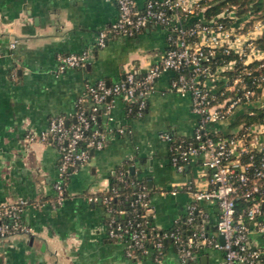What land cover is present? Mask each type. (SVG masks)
<instances>
[{"label":"crops","instance_id":"crops-1","mask_svg":"<svg viewBox=\"0 0 264 264\" xmlns=\"http://www.w3.org/2000/svg\"><path fill=\"white\" fill-rule=\"evenodd\" d=\"M133 1L140 10L147 0ZM117 16L115 0H0V203L44 202L23 213L29 233L0 239V264H180L171 244L164 247L159 263L150 256L127 258L123 244L106 237L104 205L99 199L89 200L106 192L110 176L127 165L147 181L152 224L166 230L185 217L191 202L188 185L209 186L210 172L201 158L177 171L170 164L168 144L159 137L170 132L188 139L197 122L189 97L170 88L172 72L155 81L141 117L128 114L122 97L111 98L100 124L113 132L105 147L92 151L69 177L60 205L52 204L58 151L51 143L27 140L28 134L46 129L52 117L73 122L76 100L87 84L117 82L128 71L141 75L162 58L174 18L167 25L148 22L131 37L112 36L83 67L58 69V56L93 50L97 33ZM219 85L208 82L212 90ZM248 107L239 105L212 124V131L222 136L235 132L234 121ZM173 188L175 194H160ZM199 207L208 217L207 229L214 230L217 204L202 201ZM251 239L264 246L259 235L253 233ZM221 258L219 250L203 248L187 264H219Z\"/></svg>","mask_w":264,"mask_h":264},{"label":"built area","instance_id":"built-area-1","mask_svg":"<svg viewBox=\"0 0 264 264\" xmlns=\"http://www.w3.org/2000/svg\"><path fill=\"white\" fill-rule=\"evenodd\" d=\"M201 1L147 0L138 10L133 0H115L117 19L97 33L93 50L58 56V69L83 67L94 57V50L104 48L112 36L131 37L148 22L167 25L174 18L175 23H179L169 28L164 55L141 75L128 71L117 82L98 80L87 84L76 100L73 122L64 116L52 117L46 129L38 134H28L27 140L51 143L58 151V178L53 184L55 197L52 204L60 205L65 198L69 177L89 160L92 151L105 147L113 132L109 127L100 126L101 115H108L111 98L122 97L127 103L128 114L141 117L155 81L172 72L170 88L189 97L190 110L197 116V122L188 139L175 137L170 132H161L159 137L168 144L170 164L177 171H182L191 160L201 158L210 172L207 188L187 187L191 202L186 207L184 219L191 223L194 214L199 212L204 222L186 233L178 222L166 230L153 225L148 241L144 217L149 215L150 220L153 218L149 192L144 186H139L135 199L130 202L132 211L125 220L119 221L112 216L113 208L110 206L119 196L114 188L101 199L96 196L89 198L92 201L99 199L107 217L110 215L104 225L106 237L122 243L125 256L134 260L150 256L159 263L164 242L169 241L177 251L180 264H187L203 248L219 250L222 253L219 264H264V246L251 239L255 233L264 242V119L259 123L240 124L239 130L229 136L218 135L211 129L212 124L229 117L239 105H251L260 100L257 90L264 79L260 73L251 76L250 84L240 75L227 78L222 71L232 69L235 61L220 66L215 64V56L218 53L228 55L233 51L241 63L256 59L253 53L259 51L253 39L264 31V18L254 21L248 30H241V27L237 30L236 26L217 20L232 13L230 11L221 12L207 23L192 20L204 9ZM246 74L250 75L251 71H246ZM208 82L220 85L217 90H212ZM108 120L112 119L108 117ZM118 131L122 132V129ZM128 171L126 168L118 171L119 181L126 183ZM176 192L177 189L173 188L162 190L160 194ZM237 198L250 203L244 213H236ZM202 201H212L218 206L219 213L212 231L204 224L208 217L200 210ZM43 203L23 199L0 203V239L15 233H29L31 229L23 221V213ZM116 213L123 216L127 212L121 208Z\"/></svg>","mask_w":264,"mask_h":264},{"label":"trees","instance_id":"trees-1","mask_svg":"<svg viewBox=\"0 0 264 264\" xmlns=\"http://www.w3.org/2000/svg\"><path fill=\"white\" fill-rule=\"evenodd\" d=\"M201 2L204 4V9L197 15L196 18H193V20H199L202 23L209 22V20L213 17L217 18V16L223 11H230L232 13L225 17H219L217 20L223 21L228 26H236L237 30H240L239 27H241V30H246V28L250 24L252 25L254 21L264 18V0H202ZM253 41L258 51H264V31L259 36L255 37ZM232 60L235 61L232 69H226L222 71V75L226 76L227 78L232 79L237 75H240L245 80V82H247V84H250L251 76H256L260 73L261 76L264 77V57L250 60L247 63H241L239 61L238 54L233 51L228 55L218 53L215 56V64L220 66H224V64L229 63ZM261 63H263V67L259 68ZM257 68L259 69L256 70ZM246 71H251V74H246ZM257 94L258 97L260 96L259 102L251 104L250 107L247 108V111L241 114L234 121L236 131L239 130L238 128L240 124L249 125L251 123H259L264 119V79L261 83V88L257 90ZM233 133L228 134V136ZM126 166L122 165L116 172H114L112 176H110V190L98 194V198L101 199L102 196L110 194L111 189H116V191L119 193V196L115 198L110 206L113 208L112 216H114V218L119 221L125 220L132 211L130 202L135 199V195L139 191V186H144L148 192L151 190L144 178L139 177L134 173L131 174L130 171H128L125 175L126 183L119 181L118 171H124ZM262 198L264 200V196ZM249 204V201L242 198H237L235 202L236 213H244L248 209ZM121 208L126 210V215L122 216L116 213V210ZM136 212H138V210H136ZM109 219L110 215L109 217H106V222ZM203 222L202 216L199 212H197L194 214V220L191 223H187V221L183 218L182 220L178 221V224L183 232L186 233L187 231L198 228V226L203 224ZM144 225L146 226V230L149 235L148 241H150V236L152 234L151 226H153V224L152 220L149 218V215L144 217ZM207 226L208 224H206V227ZM167 244H170V242L165 241V247Z\"/></svg>","mask_w":264,"mask_h":264},{"label":"rangeland","instance_id":"rangeland-1","mask_svg":"<svg viewBox=\"0 0 264 264\" xmlns=\"http://www.w3.org/2000/svg\"><path fill=\"white\" fill-rule=\"evenodd\" d=\"M250 25L246 28V30H248L250 28ZM260 52H261V56H260V54H258V52L253 53L254 56L256 57V59H260V58L264 57V51H260Z\"/></svg>","mask_w":264,"mask_h":264},{"label":"water","instance_id":"water-1","mask_svg":"<svg viewBox=\"0 0 264 264\" xmlns=\"http://www.w3.org/2000/svg\"><path fill=\"white\" fill-rule=\"evenodd\" d=\"M125 168L128 169V170L130 171L131 174L133 173V168H132V167H128V166H126Z\"/></svg>","mask_w":264,"mask_h":264}]
</instances>
